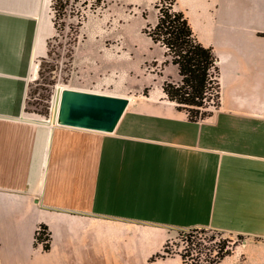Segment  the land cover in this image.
I'll use <instances>...</instances> for the list:
<instances>
[{"label": "crops", "instance_id": "obj_1", "mask_svg": "<svg viewBox=\"0 0 264 264\" xmlns=\"http://www.w3.org/2000/svg\"><path fill=\"white\" fill-rule=\"evenodd\" d=\"M175 8L214 50L220 107L192 122L163 89L94 92L129 100L104 132L25 113L56 34L52 0H0V264H183L151 259L195 228L245 236L217 264H264V0Z\"/></svg>", "mask_w": 264, "mask_h": 264}, {"label": "rangeland", "instance_id": "obj_2", "mask_svg": "<svg viewBox=\"0 0 264 264\" xmlns=\"http://www.w3.org/2000/svg\"><path fill=\"white\" fill-rule=\"evenodd\" d=\"M103 1L71 0L64 18L66 27L56 31L49 41L51 55L45 57L42 70L43 58L39 60L41 75L39 70V76L29 86L24 107L27 115L50 120L59 87L93 93L129 90L145 94L146 89L148 93L159 92L169 77L180 82L177 67L165 63L168 60L165 49L145 33L147 25L156 21L160 9L168 8L171 0H154L146 7L121 0H109L103 6ZM82 16L85 19L78 42L72 44L71 27H77ZM212 104L208 105L210 110H214ZM226 239L237 242L238 236L208 232L202 238L204 245L201 246L198 243L189 245L178 233L169 242V257L185 253L188 249V264L196 261L207 264V260L215 256L217 244Z\"/></svg>", "mask_w": 264, "mask_h": 264}, {"label": "trees", "instance_id": "obj_3", "mask_svg": "<svg viewBox=\"0 0 264 264\" xmlns=\"http://www.w3.org/2000/svg\"><path fill=\"white\" fill-rule=\"evenodd\" d=\"M108 1L104 0L103 6H106ZM70 5L71 0H52L53 23L57 32L66 27L64 18ZM175 5L176 0H171L168 8L160 9L158 23L155 26L148 24L145 33L155 44H159L165 49V57L168 58L165 63L169 62L178 69L180 82H175L171 77L163 82L162 89L167 99L174 102L180 111H185L190 121L199 122L212 116L214 110L221 105L218 59L213 48L206 47L199 42L187 17L183 12L178 11ZM82 18L77 27H71L73 31L72 44L78 42L79 31L84 25L85 16ZM48 55H51L49 50ZM44 60L45 58L42 59L41 70ZM145 94L148 95V89ZM211 102L214 103L212 104L214 110L209 109L208 105ZM208 232H213L215 235L222 234L217 230L195 228L180 231L179 235L189 245L198 243L202 246L204 245L202 238L206 237ZM244 239L245 236L238 235L237 242L226 239L223 243L217 244L216 254L207 260V264H217L231 255L235 246ZM36 241L44 244L45 251L51 249V233L46 225L40 226ZM168 246L169 242L163 251L154 256L151 261L169 257ZM185 251L180 255L183 264H188L187 257L190 254L188 249ZM194 264H200V262L196 261Z\"/></svg>", "mask_w": 264, "mask_h": 264}, {"label": "water", "instance_id": "obj_4", "mask_svg": "<svg viewBox=\"0 0 264 264\" xmlns=\"http://www.w3.org/2000/svg\"><path fill=\"white\" fill-rule=\"evenodd\" d=\"M53 123L110 132L125 112L129 100L123 97L57 88Z\"/></svg>", "mask_w": 264, "mask_h": 264}, {"label": "bare ground", "instance_id": "obj_5", "mask_svg": "<svg viewBox=\"0 0 264 264\" xmlns=\"http://www.w3.org/2000/svg\"><path fill=\"white\" fill-rule=\"evenodd\" d=\"M57 100V99H56Z\"/></svg>", "mask_w": 264, "mask_h": 264}]
</instances>
